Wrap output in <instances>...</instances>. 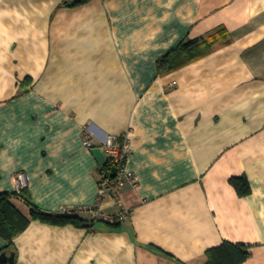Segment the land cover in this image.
Masks as SVG:
<instances>
[{"label":"crops","instance_id":"0c3cea01","mask_svg":"<svg viewBox=\"0 0 264 264\" xmlns=\"http://www.w3.org/2000/svg\"><path fill=\"white\" fill-rule=\"evenodd\" d=\"M69 3L0 0V193L23 173L41 211L92 207L102 141L124 135L132 213L118 225L31 218L14 264H205L225 241L249 246L240 264H264V0ZM190 38L215 42L159 72ZM12 202L29 216L24 198Z\"/></svg>","mask_w":264,"mask_h":264},{"label":"trees","instance_id":"16d2710c","mask_svg":"<svg viewBox=\"0 0 264 264\" xmlns=\"http://www.w3.org/2000/svg\"><path fill=\"white\" fill-rule=\"evenodd\" d=\"M70 5H77L87 0H69ZM215 40L207 38L201 40L198 38H190L182 40L178 46L168 52L163 57L157 60V66L159 72L173 70L183 64L203 56L210 52L213 48ZM105 168L110 170L111 165H106ZM229 182L233 185L236 192L240 196H245L250 192L249 182L245 177L232 176L229 178ZM24 198L29 207V216L23 215L13 204L14 198ZM39 219L43 222L51 224H67L73 223L76 225L92 226L96 220L90 218L86 219L80 214L76 213H64V214H52L41 211L36 206L28 202L23 193L18 194L13 192H1L0 193V236H2L7 243L2 247L0 253L5 251L7 253L14 250L13 238L21 232L30 222V219ZM118 225V224H112ZM14 252V251H13ZM250 255L249 246L239 243H231L225 241L222 244L212 247L205 252L206 263L205 264H240ZM7 264V263H3Z\"/></svg>","mask_w":264,"mask_h":264},{"label":"built area","instance_id":"2783aa9c","mask_svg":"<svg viewBox=\"0 0 264 264\" xmlns=\"http://www.w3.org/2000/svg\"><path fill=\"white\" fill-rule=\"evenodd\" d=\"M84 144H91L90 132H85ZM103 148L106 151V165H111V169L107 170L101 167L98 171V197L95 205L92 207H80L74 211H65V213H73L75 211H87L90 217L96 221H105L110 224H117L131 216L132 211L123 208V202L120 196V190L124 186L125 181L135 183V177L126 169V159L128 156L127 140L124 135L119 137L108 135L102 141ZM114 169V174L111 171ZM15 183V192L22 194L23 190L28 186V179L23 173L11 175ZM106 203H111L112 206L118 207L115 212L103 210Z\"/></svg>","mask_w":264,"mask_h":264},{"label":"water","instance_id":"95a60500","mask_svg":"<svg viewBox=\"0 0 264 264\" xmlns=\"http://www.w3.org/2000/svg\"><path fill=\"white\" fill-rule=\"evenodd\" d=\"M114 174V169L111 171V175ZM15 262V254L13 251L7 253L5 251H2L0 253V264L7 263V264H14Z\"/></svg>","mask_w":264,"mask_h":264}]
</instances>
